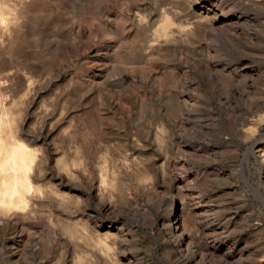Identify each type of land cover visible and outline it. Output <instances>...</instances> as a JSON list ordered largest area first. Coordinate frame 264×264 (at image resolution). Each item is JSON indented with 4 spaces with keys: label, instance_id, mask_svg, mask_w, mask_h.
<instances>
[{
    "label": "rangeland",
    "instance_id": "obj_1",
    "mask_svg": "<svg viewBox=\"0 0 264 264\" xmlns=\"http://www.w3.org/2000/svg\"><path fill=\"white\" fill-rule=\"evenodd\" d=\"M0 22V161L33 156L0 264H264V0H0Z\"/></svg>",
    "mask_w": 264,
    "mask_h": 264
},
{
    "label": "bare ground",
    "instance_id": "obj_2",
    "mask_svg": "<svg viewBox=\"0 0 264 264\" xmlns=\"http://www.w3.org/2000/svg\"><path fill=\"white\" fill-rule=\"evenodd\" d=\"M1 23V22H0ZM1 117V116H0ZM2 119V117H1ZM2 131V130H1ZM7 133V132H6ZM1 142V141H0ZM9 142V141H8ZM11 143V141H10ZM11 145V144H10ZM5 146V145H4ZM14 146V144L12 145ZM6 147V146H5ZM2 148H4L2 146ZM7 150V149H6ZM6 150L3 149V152L5 151V153L7 152ZM0 153H1V149H0ZM3 156V154H2ZM5 156V154H4ZM30 156L28 151L21 145H16V147L14 146V148L12 147V150L11 152L9 151V154L7 155V157H5L6 159H2L0 161V175H2V188H0V205H2V213L5 214L8 212H10V208L7 210V206L10 207V206H13V207H17L18 205L15 204V201H17L16 199H19L21 195H19V198L17 197L18 195V192L20 190V187L23 189V182L28 178L27 176H25V165L28 164L29 162H27L29 159H30ZM33 157V156H31ZM4 160V161H3ZM30 161H32L30 159ZM27 162V163H26ZM36 162V161H35ZM31 163V162H30ZM31 165V164H30ZM63 165V164H62ZM28 167V166H26ZM39 167V166H38ZM28 169V168H27ZM31 171V170H30ZM25 173V174H24ZM28 174H30L28 172ZM26 174V175H28ZM30 176V175H29ZM1 178V177H0ZM28 181V180H27ZM30 181V180H29ZM27 183H30V182H27ZM26 184V183H25ZM27 185H31V184H27ZM26 188V187H25ZM24 188V189H25ZM20 192L23 193V191L20 190ZM19 192V193H20ZM25 192V191H24ZM32 192V191H31ZM26 193L25 192V195L24 197L26 198ZM23 195V194H22ZM17 198H16V197ZM29 196V195H28ZM27 196V197H28ZM16 198L14 199L15 201L12 202L13 198ZM22 198V203L21 205L25 202V200L27 199H24L23 196L21 197ZM8 199V200H7ZM27 201V200H26ZM29 202V201H28ZM34 202V201H33ZM19 204V203H18ZM24 204H27V202H25ZM25 206V205H24ZM32 206V205H31ZM6 207V209H5ZM6 211H5V210ZM12 211V210H11ZM13 211H16V210H13Z\"/></svg>",
    "mask_w": 264,
    "mask_h": 264
}]
</instances>
